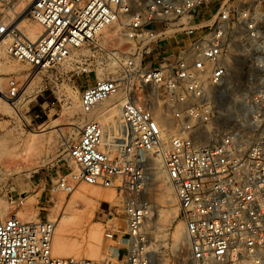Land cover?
Masks as SVG:
<instances>
[{
	"label": "built area",
	"instance_id": "obj_1",
	"mask_svg": "<svg viewBox=\"0 0 264 264\" xmlns=\"http://www.w3.org/2000/svg\"><path fill=\"white\" fill-rule=\"evenodd\" d=\"M17 1L0 0V37L9 39L11 56L31 64V75L85 65L84 53L107 51L103 36L112 26L125 37L98 60L114 72L81 95L87 121L67 149L79 174L72 182L59 176L52 191L72 193L78 182L114 190L121 202L110 204L105 239L127 240L117 253L125 264H152L154 208L143 196L157 158L176 192L194 264H264V0H28L27 13ZM23 17L42 28L37 39ZM175 36L183 45L156 59ZM234 52L258 78L245 92L244 117L224 112L208 93L217 88L222 98ZM30 84L10 79L8 99L16 103ZM113 97L117 134L89 119ZM56 229L50 219L0 218V264H108L56 256Z\"/></svg>",
	"mask_w": 264,
	"mask_h": 264
},
{
	"label": "rangeland",
	"instance_id": "obj_2",
	"mask_svg": "<svg viewBox=\"0 0 264 264\" xmlns=\"http://www.w3.org/2000/svg\"><path fill=\"white\" fill-rule=\"evenodd\" d=\"M25 19L27 22L23 27L38 25L29 17H25ZM152 25L154 28L160 26L158 22H153ZM104 34L103 37H106L104 39L105 47L109 52H114L125 42V37L117 26L106 29ZM169 50L166 47L165 53ZM107 51L93 49L91 52L84 53L86 64L83 66L74 63L71 66H58L52 70L34 72L31 75V64L11 56L5 49L8 64L5 69L0 64V82L5 87L6 96L8 97V82L12 78L21 82L29 79L31 84L17 103L10 106L14 110L13 116L0 110V215L3 220L10 214L17 213L25 221L50 219L56 222L53 252L59 257L64 256L55 253V241L61 229H64L65 232L67 249L77 250L83 254L87 250L92 228L97 227L101 230L102 235L97 259L107 258L113 264H125L122 257L117 258V253L119 245L126 244L127 240L120 237L111 241L105 239V225L109 219L110 204L113 208L119 209L121 199L118 198L119 202L112 204L107 201L96 202L92 198L93 200H90L89 203L95 209L91 218L85 220L82 214L87 203L77 197L75 192L82 187H91L90 185L78 182L72 193L60 190L52 191L59 176H66L67 181L72 182L74 175L69 174L72 173L73 166H76L69 159L67 149L79 137L81 130L71 125L73 120L67 110V96L73 94L81 107V95L84 89L99 79L98 69L107 68L109 65L108 63L98 65V60L104 57L108 53ZM14 66L25 68V70L19 73L14 69ZM79 66L80 68H78ZM89 66L91 70L88 73H80L83 68ZM231 70V76L233 74L234 82H236L237 69L231 68ZM241 72V81L232 84L234 86L229 88V95L236 86H239V90L247 89L248 92L257 88V81L254 82L253 76H250L256 72L249 59L245 61ZM115 105L111 104L110 108ZM103 108V106H99L96 115L100 114ZM86 121L87 118L85 119L81 115L77 123L81 124L83 128ZM33 132L45 135L46 140L50 135H53L56 144L53 146L40 144L35 154L33 153L22 160L12 161L9 159L10 151L15 146H24L29 135ZM150 162L149 188L143 199L154 208V217L149 222L152 264H194L190 256L186 226L179 216L180 207L176 192L166 180L165 187L171 190L170 193L174 199L173 204H167L163 199L164 188L160 187L158 180L154 181L155 158L152 157ZM161 170H163L162 167ZM45 176L49 180L47 183ZM97 188L108 189L100 186ZM27 195L31 196L32 203L24 199ZM178 228L183 230L185 242L188 245L187 250L183 252L184 257H181L179 251L175 249L173 241V234ZM81 258H84L83 255Z\"/></svg>",
	"mask_w": 264,
	"mask_h": 264
},
{
	"label": "bare ground",
	"instance_id": "obj_3",
	"mask_svg": "<svg viewBox=\"0 0 264 264\" xmlns=\"http://www.w3.org/2000/svg\"><path fill=\"white\" fill-rule=\"evenodd\" d=\"M17 5L19 6V10L23 11V13H27L30 10V2L28 0H19L17 1ZM22 26L27 22L25 17L21 18ZM25 30L29 34V36L32 39H37L41 33L43 32L42 28L37 26H26ZM9 43V39L6 36L0 37V64L4 66V69L6 68L8 64V59L6 56L5 49ZM232 49L235 51L238 48L236 47V44L231 45ZM230 60V67L233 68V70L237 69V76L235 79L236 82L242 79L241 76V69L244 66V61H241L236 56V53L234 52L231 56H229ZM14 69H16L17 72H22L25 70V68H20L19 66H14ZM114 70V66L111 64L107 68H100L97 71V76L99 79H103L107 76L108 73H111ZM5 71V70H4ZM232 71V70H231ZM244 75V74H242ZM250 76H253L252 80L255 82L257 81V75L256 74H250ZM241 81V80H240ZM233 79V74L227 78L226 86L224 89V92L222 94V98L217 93V88L208 87V93L210 95V98L214 100L218 107L223 110L224 112H228L230 114H238L239 116H245L247 112H245V91L247 89L239 90V86H236L232 91V93L229 95L228 91L231 89L233 83L236 84ZM230 88V89H229ZM5 87L0 82V110L8 114L9 116L14 115V110L11 108V105H14L10 99L5 94ZM116 97L110 98L108 100H105L99 104V106H103L104 108L100 111V114L97 113V109L95 110V113L91 115V119H96L101 122L102 125H104L107 129L114 130L117 134V130L120 127V110L115 105V107L110 108L111 104H115ZM10 102V103H9ZM17 103V102H16ZM67 110H69L70 115L72 116V123L71 125H74L78 127V129H82L81 124L77 123V120L81 116V107L78 99L73 95L69 94L67 96ZM98 106V107H99ZM120 138V137H118ZM118 142H121V139L118 140ZM48 144L49 146H53L56 144L53 135H50L47 140L45 135H39L37 132H33L29 135V139L25 142L24 146H15L14 149L10 151L8 154V158L12 161L24 159L27 156L32 155L33 153L37 151V149L40 147V144ZM73 165V164H72ZM155 180L159 182L160 187L164 188V194L163 199L165 202L169 205L174 203V199L171 196V190L166 185V180H168V176L164 168L162 167V164L159 159L155 158ZM161 167L163 170H161ZM79 174V169L77 166H73V171L69 175H77ZM67 175V176H69ZM77 197L80 199L86 201L87 206L85 207V210L83 211V219L87 220L91 218L93 215L94 207L91 205L90 200L97 201H107L110 203L119 202L118 196L116 195V192L112 189H99L97 186H91V187H82L81 189L77 190L75 192ZM93 198V199H92ZM25 200H28L29 203H32L31 196L27 195ZM89 200V201H88ZM72 208V207H71ZM74 208V206H73ZM1 218V215H0ZM32 219L31 217H29ZM34 220V219H33ZM101 230L97 227H93L90 233V241L87 247V250L82 254L80 251L77 250H70L67 249L66 239H65V232L64 229H61L59 234L57 235L56 241H55V253L60 256L64 257H73L81 258L82 255L84 258H90V259H97L98 256V250L99 245L101 242ZM173 241L175 245V249L179 251V254L181 257H184L185 250H187L188 245L185 242L184 233L181 228H178L174 234H173ZM121 246H119L120 248ZM185 261V260H184ZM108 264H113L112 261H108Z\"/></svg>",
	"mask_w": 264,
	"mask_h": 264
},
{
	"label": "crops",
	"instance_id": "obj_4",
	"mask_svg": "<svg viewBox=\"0 0 264 264\" xmlns=\"http://www.w3.org/2000/svg\"><path fill=\"white\" fill-rule=\"evenodd\" d=\"M183 42H184V38L183 37H179V36H175L174 38H172L170 40V42L168 44H160L159 47H161V52L159 51H156L154 56L155 58H160L161 55H163V52L165 51V48L168 47L170 50L168 52H171V51H177L179 47H181L183 45ZM167 52V53H168ZM49 177V175H48ZM44 178H47V176H45ZM51 179V177H50ZM46 180V183L49 182L48 178L45 179Z\"/></svg>",
	"mask_w": 264,
	"mask_h": 264
}]
</instances>
